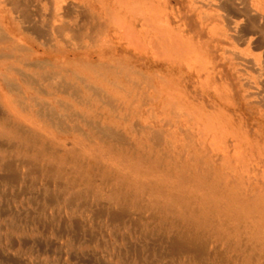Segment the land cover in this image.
<instances>
[{
  "label": "bare ground",
  "instance_id": "obj_1",
  "mask_svg": "<svg viewBox=\"0 0 264 264\" xmlns=\"http://www.w3.org/2000/svg\"><path fill=\"white\" fill-rule=\"evenodd\" d=\"M252 1L192 0L188 5L191 10L201 9L202 14L198 17L202 26L208 28L209 35L217 38L220 44L228 41L236 43L234 48L223 46L220 59L222 63L229 59L235 63L230 65L238 75L239 85L235 90L225 82H216L218 63L213 61L196 35L189 31L187 21L183 20L186 15H171L167 8L168 0H88L84 4L78 0H0V80L7 87L0 86V123L16 140L8 145V142L0 144V149L5 146L14 153H29L31 159L24 158L22 165L30 166L32 175H48L63 180L62 185L67 188L85 185L84 192L77 196H94L99 187L89 173L91 165L88 156L85 153L67 155L61 144L48 140L34 127L16 126L18 122L11 118L12 112H38L60 130H76L90 140H101L116 151L138 153L124 133L104 123L105 113L126 122L135 117V126L140 133L147 128L150 130L149 137L156 141L155 155H160L165 164L174 163V154L164 153L159 148L168 143L174 150L177 140L167 131L162 132L153 124L146 123L147 119L143 126L142 117L147 111L149 118L166 122V127L181 131L187 148L196 143L202 146L211 144L217 153L223 155L221 168H217L205 155H189L205 167L207 173L202 180L207 185L213 183L211 194L204 197L201 192H190L189 182H185L180 191L166 193L177 206L188 207L192 215L181 232L173 230L177 235L171 238L169 250L182 255L195 253L198 260L209 256L213 264H230L233 259L245 264L239 256L231 254L235 245L233 239L223 254L217 250L210 253L207 231L210 229V233L221 234L223 227L226 236L235 237L238 233L233 226L234 210L239 206L246 211L264 206L263 193L249 197L251 180L262 178L264 181V141L261 139L264 134L260 129L262 123L264 125V15L259 13ZM236 2L243 4L240 10L238 8L240 12L237 11V15H219L215 11L216 14L212 15L208 11L216 6L226 12L230 10L229 4ZM6 15L10 18L9 22ZM214 18L222 19L223 28L219 29L216 25L210 27ZM12 22L18 28L17 33L10 29ZM29 40L34 44L28 43ZM119 51L124 54H118ZM69 53L76 56L73 64L67 63ZM128 53L154 70L150 72L131 65ZM251 53L253 55L249 57ZM253 73L257 78H253ZM187 76L196 79V89L201 88L205 93L211 90L217 100L216 108L210 109L204 103L191 99L181 86V80ZM254 79H259L260 85ZM237 93L245 107L258 110L253 120L254 125L259 126L255 134L245 126L244 118H237L231 112V108L237 106L235 101L232 102ZM7 98H12V103ZM160 112L168 113L170 119L162 118ZM91 115H99V119L91 118ZM83 122L92 127V135L84 132ZM46 158L58 163L48 166ZM256 166L258 170H263L261 176L252 173V168ZM93 169L106 172L112 179L117 177L116 170L104 164L94 165ZM9 177L5 180L11 182ZM195 177L192 175L189 181L192 182ZM230 178L237 179L238 183L229 186ZM161 185V182H154L158 188ZM132 187L135 185L129 178L118 187L126 206L133 202L135 191ZM114 216V220L124 218L122 214ZM159 216L156 214L154 218ZM258 216L264 218V215ZM224 217L225 223L220 225ZM243 246L247 257L251 251L258 252L251 264H264V239L258 241L257 238L254 243L244 242Z\"/></svg>",
  "mask_w": 264,
  "mask_h": 264
},
{
  "label": "rangeland",
  "instance_id": "obj_2",
  "mask_svg": "<svg viewBox=\"0 0 264 264\" xmlns=\"http://www.w3.org/2000/svg\"><path fill=\"white\" fill-rule=\"evenodd\" d=\"M78 1L84 4L88 0ZM191 1L168 0L167 8L172 12H170L171 15H186L183 17V20L187 21L189 31L196 35V39L203 43L213 61L218 63L216 82H225V84H229L230 87L237 90L239 85L238 75L230 67L231 64L235 63H232V59L226 60L224 63L220 61L222 59V52L224 51L223 46L234 48L237 46L236 43L228 41L220 44L217 38L211 34L209 35L208 28L204 29L198 17V15L202 14L201 9H189L188 5L191 4ZM253 1L252 3L258 8L259 13L264 15V0ZM240 6H243L242 2H236L235 4H229L231 11L225 12L216 6L210 7L208 11L212 15L216 13H220L219 15H237V11L241 9ZM6 16L9 22L10 18L8 15ZM213 25H216L219 29L223 28L222 19L214 18L213 24H210V27ZM10 29L13 32H18V28L13 22ZM28 43L34 44L30 40ZM240 49L244 48L240 46ZM252 52L255 53L254 50ZM253 53L248 54V56L251 57ZM118 54L124 53L119 51ZM128 55L131 65L150 72L154 70V68L142 65L141 59L134 54L128 53ZM78 57H82V55H78ZM75 58L76 56L73 53L67 54V63L73 64L76 60ZM254 77L257 78L256 75ZM195 80L187 76L181 80V86L185 88L191 99L204 103L210 109L216 108L217 100L211 90L210 93H205L201 88L196 89L195 86L198 82ZM254 80L256 84L260 85L259 79ZM0 86L7 89V87L5 88V82L2 80H0ZM233 97L232 102L235 101L237 106L232 107L231 112L235 113L237 118H244L245 126L251 130L252 134H255L259 126L258 124L254 125L253 120L258 115V110L245 107L242 104V100L239 99V93ZM12 98H7V101L12 103ZM0 99L2 100L1 97ZM12 113L11 118L18 122L16 126L34 127L43 133L48 140L61 144L64 153L67 155L85 153L91 165L89 173L96 180L99 190L96 191L94 196L88 195L86 197L80 195L78 197L77 195L86 189L85 185L67 188L62 185L63 180L52 178L48 175L41 177L34 176L30 171V166L22 165V161L24 163L25 159H31L32 156L29 153H14L11 149L8 150L4 146L3 149H0V264H208V262L209 264H213L212 260L210 261V258H208L209 256L198 260V256L195 253L182 255L174 254L169 250V242L175 237L173 235H177L178 232L183 230L184 226H187L186 223L192 219V215L188 207L185 205L177 206L172 202L173 198H168L166 195L167 192L175 193L180 191L185 182L190 183V192H201L204 197L212 193L213 183L207 185L202 180L207 173L204 169L205 167L199 160H192L191 156H189L205 155L208 160L215 163L217 168H221L223 165V155L217 153L211 144L202 146L200 143H196L187 148L181 131L166 127V122L149 118L148 112L144 111L142 117L144 121L142 122L143 126L146 123L153 124L155 129L162 132L167 131L177 140L174 150H171L168 143H163V146L159 148L160 151L164 153L172 152L175 156L176 161L174 163L165 164L161 161L160 155H155L154 143L156 141L149 137L150 130L143 128L144 132L141 134L140 130L135 126L137 123L135 117L130 122H126L117 116L105 113L104 123L114 127L120 133H124L126 138L129 141L131 140L130 142L138 149V153L124 150L116 151L112 147L105 145L101 140H90L91 138L76 130L68 132L60 130L48 123L38 112L28 113L15 110ZM160 113L162 118L166 117L170 119L168 113ZM91 118L99 119V115L97 117L96 115H91ZM70 123L72 126L77 127L74 122ZM262 125L260 129L264 134V125L263 127ZM81 126L84 128V132L92 135L93 129L86 122L81 123ZM132 126L133 128H131ZM4 127L0 123V144L3 143L5 145L8 142V145L14 143L16 140L6 132ZM261 139L264 141V136ZM186 153H188V156ZM1 163L4 164L2 165ZM45 163L49 166L58 162L46 158ZM99 164H104L115 169L117 177L112 179L106 172H99L93 169L94 165ZM252 173L254 176L256 173L261 176L263 170H258L256 166L252 168ZM192 175H195L196 179L190 182L189 179ZM8 176L12 179L11 182L5 180ZM47 176L48 178H46ZM128 178L135 185L134 188L132 187L135 195L132 197V204L126 206L122 200V193L118 191V187L126 183ZM34 181H36V184ZM154 182H161V187L154 186ZM229 182V186L238 183L235 178H230ZM251 184L250 198H254V195L258 193L264 194V181L262 178L259 181L257 178L252 179ZM122 207L124 208L122 209ZM140 209L142 210L141 212ZM154 210L156 213H154ZM116 213L122 214L124 218L120 221L118 219L114 220L113 218L115 217L114 215H117ZM156 214L160 215L158 218L155 217L157 220L154 218ZM258 214L264 215V206H260L258 209L250 208L247 211L241 206L236 208L234 210L233 226L238 234L235 237L226 236V230L223 227L220 230L221 234H218V232L215 234L214 231L210 233L212 231L208 229V236H206L207 239L211 240L208 239V244L210 245L208 246L209 252L213 253L217 250L223 254L228 248L227 245L233 239L232 242L235 245L231 251L232 256H239L243 263L251 264L258 252L251 251L247 257L244 253L245 248L243 244L244 242L251 241L254 243L257 241V238L258 241L264 239V218L260 219ZM225 220L226 218L224 217L220 225H224ZM247 223L248 225H246ZM173 230L177 233L175 234ZM209 236L213 238L211 239ZM234 263L239 264V261L233 259L230 264Z\"/></svg>",
  "mask_w": 264,
  "mask_h": 264
}]
</instances>
